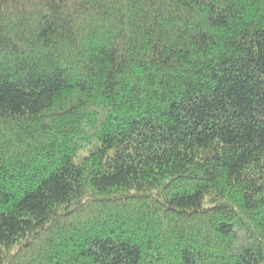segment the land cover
I'll return each mask as SVG.
<instances>
[{"label": "trees", "instance_id": "16d2710c", "mask_svg": "<svg viewBox=\"0 0 264 264\" xmlns=\"http://www.w3.org/2000/svg\"><path fill=\"white\" fill-rule=\"evenodd\" d=\"M264 0H0V264H261Z\"/></svg>", "mask_w": 264, "mask_h": 264}, {"label": "rangeland", "instance_id": "374dc122", "mask_svg": "<svg viewBox=\"0 0 264 264\" xmlns=\"http://www.w3.org/2000/svg\"><path fill=\"white\" fill-rule=\"evenodd\" d=\"M261 264H264V261Z\"/></svg>", "mask_w": 264, "mask_h": 264}]
</instances>
